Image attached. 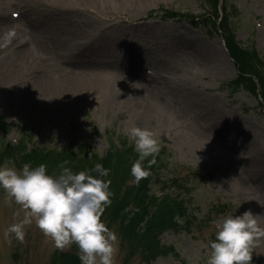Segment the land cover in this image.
I'll list each match as a JSON object with an SVG mask.
<instances>
[{
    "label": "rangeland",
    "instance_id": "obj_1",
    "mask_svg": "<svg viewBox=\"0 0 264 264\" xmlns=\"http://www.w3.org/2000/svg\"><path fill=\"white\" fill-rule=\"evenodd\" d=\"M38 1L31 8L44 17L43 29L50 28L55 43L70 55L67 63H58L46 34L37 51L32 40L38 32L20 17L19 0H0V24L9 19L17 35L1 47L0 58L24 77L0 84V118L9 130L6 141L17 145L26 138L31 150L51 151L72 145L77 150L84 144L102 155L109 149V134L135 146L130 128L155 131L161 148L171 155L161 181L185 182L186 205L198 221L185 231L162 235L161 245L172 246L176 256L158 257L150 264H207L218 221L248 210L264 216V113L260 95L247 83L235 92L229 89L238 66L222 46L225 35L216 25L194 27L188 21L159 18L162 11L171 10L199 16L208 10L206 0H80L83 3L77 6ZM228 5L238 10L230 15L229 25L235 41L264 61V0H229ZM46 7L66 11L69 21L48 20ZM15 13L19 18L12 19ZM3 30L0 27L1 45L7 41ZM25 48L29 51L25 54L33 56L23 64L19 59L24 53L15 52ZM80 71L94 91L86 92L80 86L84 82H79L75 84L83 93L73 99L67 101L61 94L42 98L45 79L72 80ZM159 84L177 90L178 100L172 101L184 110L182 115L161 114L171 102ZM157 93L159 97L151 98ZM144 104L156 105L160 112L153 111L144 121L139 111ZM248 186L251 191L243 192ZM153 191L159 194L160 186L153 185ZM221 205L230 208L223 212ZM24 214L0 189V264H63L61 258L70 256L81 264L78 246L57 248L35 221L26 227L24 243L6 234ZM110 229L118 237L115 264H143L141 255L127 253L117 231ZM252 264H264V238L255 242Z\"/></svg>",
    "mask_w": 264,
    "mask_h": 264
},
{
    "label": "clouds",
    "instance_id": "obj_2",
    "mask_svg": "<svg viewBox=\"0 0 264 264\" xmlns=\"http://www.w3.org/2000/svg\"><path fill=\"white\" fill-rule=\"evenodd\" d=\"M128 131L138 154L131 168L138 185L151 175L150 167L161 151V140L147 128L132 127ZM68 163L60 164L59 173L52 174L46 164L33 167L25 163L20 169L14 163L0 164V189L25 213L22 220L10 225L6 234H14L24 243L25 229L35 221L57 248L78 246L81 264H115L118 237L103 219L114 195L111 180L106 179L110 169L97 163L93 169L77 173ZM262 219L264 216L248 210L218 221L207 264H252L255 242L264 238Z\"/></svg>",
    "mask_w": 264,
    "mask_h": 264
},
{
    "label": "trees",
    "instance_id": "obj_3",
    "mask_svg": "<svg viewBox=\"0 0 264 264\" xmlns=\"http://www.w3.org/2000/svg\"><path fill=\"white\" fill-rule=\"evenodd\" d=\"M211 7L216 9L218 0H210ZM225 4L227 0H222ZM227 7L224 8V16L220 20L219 29L226 35V47L229 55L238 66V77L233 82L234 88H239L247 83L252 91L258 93L264 102V64L260 63L254 51L242 50L234 43V34L228 30ZM165 17L182 20L196 21L192 16L180 15L173 12H165ZM207 18V19H206ZM219 16L216 10L215 17L210 18V13L202 15L201 21H212L216 25ZM199 21V20H198ZM8 125L0 120V164L9 163L17 168H22L25 163H31L33 167L46 164L50 174L59 173L60 164L68 161V167L74 172L91 170L97 163L110 169L111 190L114 193L111 206L106 208L103 219L109 228L117 231L124 241V249L131 255L138 253L145 260L150 262L157 256L172 252V248L160 247L159 237L166 232H181L189 229L196 217L192 215L185 205L182 193L185 189L178 180L172 179L169 183L161 181L162 169L167 167L169 157L165 149H161L155 157V164L150 167L151 175L142 179L137 185L131 175V168L138 154L135 146L126 139L110 135V147L104 155L91 151L89 146L80 145L75 150L74 145L66 150L51 151L45 149L30 150L25 139L21 140L18 146L6 141L9 133ZM7 132V134H6ZM152 158L150 157L149 160ZM145 161V166L149 164ZM153 185L161 187V195L155 194ZM170 185V186H169ZM178 188L171 190L172 188ZM63 264H75L76 260L69 257H62Z\"/></svg>",
    "mask_w": 264,
    "mask_h": 264
},
{
    "label": "bare ground",
    "instance_id": "obj_4",
    "mask_svg": "<svg viewBox=\"0 0 264 264\" xmlns=\"http://www.w3.org/2000/svg\"><path fill=\"white\" fill-rule=\"evenodd\" d=\"M38 1V0H37ZM37 1H31L28 2L27 0H19V7L21 8L20 10V17L22 19H24V21H26L27 23H30L32 25V27L34 28V30L38 33H36L34 39L32 40V44L33 46H35L36 50L38 51L39 46H43L45 43V36L44 34H46L49 39H50V45L53 47V50L51 51L52 55L54 56L55 60L59 63H67V58L70 55L69 50L67 48H65L63 45H60L59 43H55V40L52 38V33L53 31L49 29H43L46 27V21L43 19L44 17L39 15V13H36L35 11L33 12V9L31 8V6L33 7ZM39 2V1H38ZM61 3L62 5H81L83 3V1L80 0H56V4ZM70 11V10H67ZM71 12V11H70ZM44 15L45 18H51L53 17V20L58 21L59 23H66L68 22V16L66 11H63L62 13L60 12H51V9H48L47 7L44 10ZM19 18L16 13L13 14V18L12 19H16ZM3 22L0 24V27H2L4 30L3 33H1L2 36H4L3 38L6 37V42L3 43L2 45L0 44V51L2 50V46H7V44L10 41H13L14 38H17V35H15V31H14V27L11 25L13 24L12 21H9V19L5 18L2 19ZM11 22V24L9 22ZM43 32V33H42ZM20 44L19 42L16 43L15 45ZM74 46H77V49L79 51L83 50V46H79V44H74ZM9 49V48H8ZM42 49V48H41ZM29 53V51H27V48H25L24 50H20L18 49V51L15 52V54L18 53H24L23 55H21L20 57V62L25 64L24 62L26 61V59L31 58L33 56V54H25V53ZM68 55V56H67ZM185 66L186 63H185ZM78 68L81 69L83 68V66L81 64H78ZM80 74L77 76L76 79H72V80H62V79H56V78H48L45 79L44 81L46 83H44L43 85H41V87L43 88L42 90V98L43 99H50L53 98V96H55V94H61V96H63L65 98V100H70L73 99L74 96H78L77 94L80 93L82 94L83 91L79 88V86H77V84L79 82H84L82 85L83 89H86V92L88 91H94L95 87H88V85L86 84V81L84 80L83 74L81 71L79 72ZM23 76L18 75V73L16 72V70L14 68L8 67V64L6 65L3 60L0 58V84L4 85L10 81H14V82H19L23 79ZM163 81H165V79H163ZM77 83V84H75ZM83 85H86V87H84ZM159 89L163 90V95L168 97L169 101L171 102V104H169L168 108L166 110H164L161 114L165 115L166 113H170L172 112L174 115L172 116H180L184 113V110L181 107H176L173 103L172 100H178L176 95H177V90L174 88H169V87H165V84H159ZM157 91V89H156ZM158 92V91H157ZM158 94H155L154 96H152L151 98H155ZM159 97V96H157ZM159 111L158 107L155 105L154 108H151V106L149 104H144L142 106H140V116L141 119L144 121L148 120V117L150 115H153V111ZM160 112V111H159ZM261 179V178H260ZM244 191H249L250 188L249 186L246 188L244 187ZM251 191V190H250ZM237 192V191H236ZM242 192V193H243ZM241 193V195H242ZM263 194V192H261ZM248 193H243V195H246ZM240 197V196H238ZM247 198H251L250 195H247ZM255 201H257L256 197H253ZM264 199V198H263ZM264 201V200H263Z\"/></svg>",
    "mask_w": 264,
    "mask_h": 264
}]
</instances>
